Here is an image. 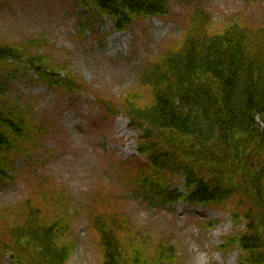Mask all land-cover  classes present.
I'll return each instance as SVG.
<instances>
[{
	"label": "rangeland",
	"instance_id": "obj_1",
	"mask_svg": "<svg viewBox=\"0 0 264 264\" xmlns=\"http://www.w3.org/2000/svg\"><path fill=\"white\" fill-rule=\"evenodd\" d=\"M167 3L166 16L137 19L120 32L97 15L93 29L82 31L84 10L71 0H0V43L43 39L33 54L82 84L80 92L66 93L49 88L34 72L0 77V102L16 116L21 112L28 126L11 178L0 180L1 233L22 224L20 207L31 200L44 222H69L73 250L67 264H103L93 229L98 215L123 216L129 236L151 253L158 243L170 242L176 264H239L240 251L228 239L244 231V223L232 220V203L157 207L131 196L135 180L150 166L137 151L140 134L129 128L121 103L139 91L145 64L183 37L195 7L211 16L215 29L230 22L257 29L264 28V0ZM141 101L150 102L151 95L143 91ZM112 105L122 111L107 112ZM173 184L184 191L180 179ZM0 264H12L2 251Z\"/></svg>",
	"mask_w": 264,
	"mask_h": 264
},
{
	"label": "trees",
	"instance_id": "obj_2",
	"mask_svg": "<svg viewBox=\"0 0 264 264\" xmlns=\"http://www.w3.org/2000/svg\"><path fill=\"white\" fill-rule=\"evenodd\" d=\"M71 1L84 10L82 31L93 29L94 15L122 32L137 19L169 13L167 0ZM182 36L145 64L139 91L121 103L129 127L140 134L138 152L150 166L135 180L131 196L157 207L232 203L231 218L244 223V231L231 236L229 246L240 251L239 264H264V28L230 22L215 29L211 16L195 7ZM42 43H0V77L34 72L51 89L80 92V81L61 77L46 58L33 54ZM143 91L150 102L141 101ZM116 109L106 111L117 115ZM27 129L23 114L0 102V180L11 178ZM176 179L184 191L173 184ZM20 210L22 224L0 231V251L12 264H67L73 250L69 222H44L31 200ZM126 226L123 216L94 217L103 264H176L170 242L158 243L151 253Z\"/></svg>",
	"mask_w": 264,
	"mask_h": 264
},
{
	"label": "bare ground",
	"instance_id": "obj_3",
	"mask_svg": "<svg viewBox=\"0 0 264 264\" xmlns=\"http://www.w3.org/2000/svg\"><path fill=\"white\" fill-rule=\"evenodd\" d=\"M202 260V259H201ZM201 260H200V262H201ZM204 264V263H203Z\"/></svg>",
	"mask_w": 264,
	"mask_h": 264
}]
</instances>
